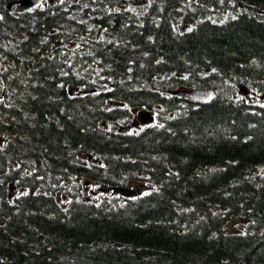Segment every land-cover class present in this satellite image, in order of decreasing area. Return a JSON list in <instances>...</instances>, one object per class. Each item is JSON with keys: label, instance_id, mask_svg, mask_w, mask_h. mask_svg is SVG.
Instances as JSON below:
<instances>
[{"label": "trees", "instance_id": "trees-1", "mask_svg": "<svg viewBox=\"0 0 264 264\" xmlns=\"http://www.w3.org/2000/svg\"><path fill=\"white\" fill-rule=\"evenodd\" d=\"M9 1L0 264H264V0Z\"/></svg>", "mask_w": 264, "mask_h": 264}, {"label": "water", "instance_id": "water-1", "mask_svg": "<svg viewBox=\"0 0 264 264\" xmlns=\"http://www.w3.org/2000/svg\"><path fill=\"white\" fill-rule=\"evenodd\" d=\"M44 0H10L6 6L8 9L11 7H15L16 12H23L25 10L31 9L33 7L39 6L42 4ZM95 89H87L85 92H91L94 91ZM177 93L182 96H186L190 98L191 100L194 101H199V102H206L210 100L213 96V93L210 89L204 88V87H194V88H182L178 89ZM137 119L143 123H149L153 120V115L151 111L149 110H138L136 112ZM130 126H127L129 128ZM126 129L125 126H120L119 130L124 131ZM117 191L128 195V196H135L139 194L138 189L134 188H128V187H118L116 188Z\"/></svg>", "mask_w": 264, "mask_h": 264}, {"label": "rangeland", "instance_id": "rangeland-1", "mask_svg": "<svg viewBox=\"0 0 264 264\" xmlns=\"http://www.w3.org/2000/svg\"><path fill=\"white\" fill-rule=\"evenodd\" d=\"M262 99V102H264V97L261 98ZM125 186L129 187V188H134V189H138L140 191H143L146 186L143 185L142 183H140L139 181H131V182H128ZM103 185L101 184H97V185H94V187L92 188V186H85L84 187V194L86 196H92V195H95L97 197H103L106 195L107 191H109L110 193H116L117 191H115L114 189L112 188H108V190H103ZM96 192V193H94ZM229 226L231 225V222H229L228 224ZM233 228V227H232Z\"/></svg>", "mask_w": 264, "mask_h": 264}, {"label": "bare ground", "instance_id": "bare-ground-1", "mask_svg": "<svg viewBox=\"0 0 264 264\" xmlns=\"http://www.w3.org/2000/svg\"><path fill=\"white\" fill-rule=\"evenodd\" d=\"M118 192V191H117Z\"/></svg>", "mask_w": 264, "mask_h": 264}]
</instances>
